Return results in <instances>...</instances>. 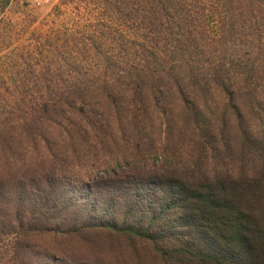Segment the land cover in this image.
Instances as JSON below:
<instances>
[{
	"label": "trees",
	"instance_id": "obj_1",
	"mask_svg": "<svg viewBox=\"0 0 264 264\" xmlns=\"http://www.w3.org/2000/svg\"><path fill=\"white\" fill-rule=\"evenodd\" d=\"M93 1L115 71L0 117L1 264H264L260 47L228 0Z\"/></svg>",
	"mask_w": 264,
	"mask_h": 264
},
{
	"label": "rangeland",
	"instance_id": "obj_2",
	"mask_svg": "<svg viewBox=\"0 0 264 264\" xmlns=\"http://www.w3.org/2000/svg\"><path fill=\"white\" fill-rule=\"evenodd\" d=\"M14 1L13 8L0 10V117L23 102L41 99L48 88L99 77L105 63L109 73L115 71L114 44L107 42L94 50L86 40L93 38L99 45V24L107 21L93 0H51L42 7L27 0ZM211 1L215 0H199L205 7ZM249 4L248 0H228L225 34L228 38L231 33L229 39L236 41L240 50L259 46L264 54V0H249ZM257 5L263 10L260 15H244L249 9L256 13ZM113 23L109 21L118 29ZM204 30L209 39L220 36L216 14L205 15ZM121 33L129 36L124 30ZM10 256V242H0V264Z\"/></svg>",
	"mask_w": 264,
	"mask_h": 264
},
{
	"label": "crops",
	"instance_id": "obj_3",
	"mask_svg": "<svg viewBox=\"0 0 264 264\" xmlns=\"http://www.w3.org/2000/svg\"><path fill=\"white\" fill-rule=\"evenodd\" d=\"M13 3H15L14 0H0V10L4 9V11H6L9 8H13V6H12V5H14ZM4 11H3V13H4Z\"/></svg>",
	"mask_w": 264,
	"mask_h": 264
},
{
	"label": "built area",
	"instance_id": "obj_4",
	"mask_svg": "<svg viewBox=\"0 0 264 264\" xmlns=\"http://www.w3.org/2000/svg\"><path fill=\"white\" fill-rule=\"evenodd\" d=\"M34 7H42L50 3L51 0H27Z\"/></svg>",
	"mask_w": 264,
	"mask_h": 264
}]
</instances>
